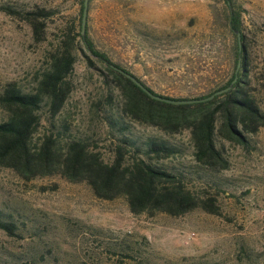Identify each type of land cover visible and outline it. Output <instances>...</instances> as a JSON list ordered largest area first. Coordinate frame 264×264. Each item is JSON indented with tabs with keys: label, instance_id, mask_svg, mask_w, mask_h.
<instances>
[{
	"label": "rangeland",
	"instance_id": "rangeland-1",
	"mask_svg": "<svg viewBox=\"0 0 264 264\" xmlns=\"http://www.w3.org/2000/svg\"><path fill=\"white\" fill-rule=\"evenodd\" d=\"M214 1L91 0L85 29L98 50L156 93L193 97L213 85L214 73H230L221 34L207 43ZM232 1L241 10L253 92L264 110V0ZM79 7L80 0H0V91L8 82L26 92L35 87L67 29L77 26ZM38 9L53 12L42 20L41 38L24 18ZM104 67L77 37L71 91L54 116L48 100L41 103L33 141L50 123L65 122L110 159L108 128L94 105L105 93ZM5 118L0 106V122ZM131 129L179 146L177 156L162 161L185 165L188 187L215 196L219 214H134L124 198H97L85 182L60 175L25 181L0 166V216L16 225L14 235L0 228V264H264V127L248 146L221 141L229 166L211 172H195L188 131L166 134L138 122Z\"/></svg>",
	"mask_w": 264,
	"mask_h": 264
},
{
	"label": "trees",
	"instance_id": "trees-1",
	"mask_svg": "<svg viewBox=\"0 0 264 264\" xmlns=\"http://www.w3.org/2000/svg\"><path fill=\"white\" fill-rule=\"evenodd\" d=\"M217 3L221 4L220 11ZM82 9L83 0H80L77 26L74 23L67 29L51 54L48 67L37 73L36 85L31 91H23L16 82L2 86L0 106L6 118L0 122V166L12 169L25 181L60 175L70 182H85L97 198H124L134 214L180 216L195 209L219 214L215 196H201L188 187L185 165L178 167L162 161L177 156L180 147L164 139L136 133L131 124L156 126L166 134L188 131L194 148L195 172L228 168L229 161L219 143L227 140L248 146V137L264 127V110L252 87L241 10L232 0H215L211 4L207 43L213 45L215 33L221 34L228 47V76L219 77L214 73L209 80L213 85L206 92L174 99L202 98L227 86L230 88L207 101L173 104L150 97L112 66L134 75L95 47L88 27L82 33ZM52 13L45 9L24 13L37 38H41L42 20ZM77 37L92 55L105 63V93L94 105L108 128L111 157L107 161L96 146L69 133L65 122L57 127L50 123L38 141L32 139L39 126L41 103L47 99L49 115L54 116L71 91L68 76L75 62ZM0 228L14 235L16 225L0 216Z\"/></svg>",
	"mask_w": 264,
	"mask_h": 264
},
{
	"label": "water",
	"instance_id": "water-1",
	"mask_svg": "<svg viewBox=\"0 0 264 264\" xmlns=\"http://www.w3.org/2000/svg\"><path fill=\"white\" fill-rule=\"evenodd\" d=\"M88 3L89 0H83V9H82V16H81V31L84 33L85 31V25L87 21V15H88ZM115 69H117L119 72H121L123 75L128 77L130 80H132L137 86H139L143 91H145L150 97L162 100L165 102L173 103V104H186V103H194V102H201V101H207L212 99L216 94L222 93L230 88V86H227L225 88L219 89L213 93H211L208 96L202 97V98H191V99H174L169 97H164L162 95H158L154 92H152L150 89H148L135 75H132L131 73L125 71L122 68L116 67L112 65Z\"/></svg>",
	"mask_w": 264,
	"mask_h": 264
}]
</instances>
